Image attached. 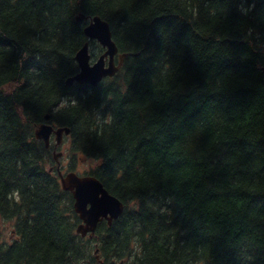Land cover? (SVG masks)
Masks as SVG:
<instances>
[{
  "label": "trees",
  "instance_id": "1",
  "mask_svg": "<svg viewBox=\"0 0 264 264\" xmlns=\"http://www.w3.org/2000/svg\"><path fill=\"white\" fill-rule=\"evenodd\" d=\"M93 16L122 64L67 85ZM44 122L124 205L92 236ZM0 218V264H264V0H0Z\"/></svg>",
  "mask_w": 264,
  "mask_h": 264
},
{
  "label": "water",
  "instance_id": "2",
  "mask_svg": "<svg viewBox=\"0 0 264 264\" xmlns=\"http://www.w3.org/2000/svg\"><path fill=\"white\" fill-rule=\"evenodd\" d=\"M84 18L82 13L76 16L79 21ZM83 32L89 40H96L105 50L91 62L88 42H84L75 53L78 71L65 79L67 85L77 82L95 86L102 78L113 76L119 70L125 56V54H119L118 61L115 63L117 46L111 38L108 23L99 16L91 17L88 24L84 26ZM48 118L49 115L46 114L45 120ZM68 133V127L54 128L47 122L41 123L34 131L35 137L42 140L46 147L49 145L52 134L55 137V144L58 145L62 136ZM59 155L60 152L55 153L54 159L57 160ZM58 176L62 189L72 194L74 211L81 220L76 227V233L81 236L87 233L91 236L99 221L105 219L109 224L122 213L123 203L110 194L95 176L78 175L74 171L64 174L58 171Z\"/></svg>",
  "mask_w": 264,
  "mask_h": 264
},
{
  "label": "rangeland",
  "instance_id": "3",
  "mask_svg": "<svg viewBox=\"0 0 264 264\" xmlns=\"http://www.w3.org/2000/svg\"><path fill=\"white\" fill-rule=\"evenodd\" d=\"M68 149H69L68 141L63 140V137H62L59 147L52 151V153H56V154L60 152V155L57 156V160L59 161L62 172L70 171V170L69 171L67 170V167L64 168V165L68 162H71V164L74 166L73 171L79 174L87 172L89 167H92L95 164L91 160H88L85 158H79V157L75 158V160L72 161L70 157L71 156L70 153L67 152ZM12 229L13 228L10 222L2 220L0 218V230L5 240L10 241L14 237V232Z\"/></svg>",
  "mask_w": 264,
  "mask_h": 264
},
{
  "label": "flooded vegetation",
  "instance_id": "4",
  "mask_svg": "<svg viewBox=\"0 0 264 264\" xmlns=\"http://www.w3.org/2000/svg\"><path fill=\"white\" fill-rule=\"evenodd\" d=\"M51 139H52V141L54 142V136L52 135L51 136ZM54 148H56V146L54 145ZM68 166V163H66L65 165H64V168H66Z\"/></svg>",
  "mask_w": 264,
  "mask_h": 264
}]
</instances>
